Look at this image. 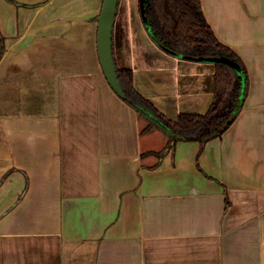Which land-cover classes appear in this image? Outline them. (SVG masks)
Here are the masks:
<instances>
[{"label":"crops","instance_id":"0c3cea01","mask_svg":"<svg viewBox=\"0 0 264 264\" xmlns=\"http://www.w3.org/2000/svg\"><path fill=\"white\" fill-rule=\"evenodd\" d=\"M103 4L0 0V264H264V0H201L248 92L221 138L161 158L169 138L103 73ZM145 24L120 0L118 66L168 119L206 114L215 65L166 54Z\"/></svg>","mask_w":264,"mask_h":264},{"label":"trees","instance_id":"16d2710c","mask_svg":"<svg viewBox=\"0 0 264 264\" xmlns=\"http://www.w3.org/2000/svg\"><path fill=\"white\" fill-rule=\"evenodd\" d=\"M144 9L149 36L166 54L195 60L227 57L243 70L246 80L243 100V83L238 74L229 66L214 64L215 92L209 111L204 115L181 114L177 121H173L137 92L133 72L121 69L114 54L119 81L127 96L125 102L148 123L143 133L159 130L169 138L167 148L156 155L161 158L166 152H173L179 142H198L203 149L208 142L221 138L241 113L248 92L246 68L242 60L215 36L204 15L201 0H146Z\"/></svg>","mask_w":264,"mask_h":264},{"label":"water","instance_id":"95a60500","mask_svg":"<svg viewBox=\"0 0 264 264\" xmlns=\"http://www.w3.org/2000/svg\"><path fill=\"white\" fill-rule=\"evenodd\" d=\"M145 2L146 0H140L141 14L145 22ZM120 0H104L103 9L101 15L98 18V35H97V51L99 61L105 75V78L115 94L125 101L127 96L119 81L117 67L114 59V32L116 19L118 15ZM187 60H195L194 58L185 57ZM199 62L211 63V64H224L232 68L239 76L243 83L242 100L245 96V75L241 67L233 60L227 57H200L196 59Z\"/></svg>","mask_w":264,"mask_h":264}]
</instances>
